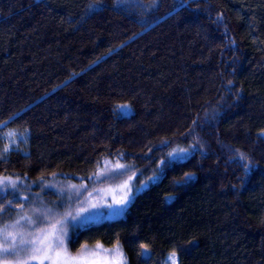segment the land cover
I'll use <instances>...</instances> for the list:
<instances>
[{"label": "trees", "instance_id": "1", "mask_svg": "<svg viewBox=\"0 0 264 264\" xmlns=\"http://www.w3.org/2000/svg\"><path fill=\"white\" fill-rule=\"evenodd\" d=\"M107 160L141 176L73 255L264 264V0H0V177L94 190ZM23 195L0 191V227Z\"/></svg>", "mask_w": 264, "mask_h": 264}, {"label": "rangeland", "instance_id": "2", "mask_svg": "<svg viewBox=\"0 0 264 264\" xmlns=\"http://www.w3.org/2000/svg\"><path fill=\"white\" fill-rule=\"evenodd\" d=\"M6 135L10 149L18 146L26 137L15 130H7ZM188 153L189 151L185 149L177 148L172 151L169 158L184 160L190 157L191 153L184 157ZM121 165L123 167H120ZM140 176L141 173L131 165L107 160L95 177L100 186L94 190H90L86 184L59 178L28 183L23 179L0 177V189H13L23 193V198L28 200L30 206L29 209L18 212L17 217L10 223L6 222L0 227V264H24L25 261L33 264L31 262L34 254L33 244L39 245V238L53 231L52 225H56L55 236L50 237L53 247L55 238H62L64 244L58 250L77 258L81 264H125V258L119 248L111 250L102 247L93 250L86 248L81 253L73 255L69 251V243L76 230L111 219L108 216H121L131 199L133 186L137 185ZM9 179L15 184L14 188L7 183ZM125 184L127 187H124ZM52 194L57 195L58 199L57 197L53 199ZM125 196L128 202L122 203ZM62 197L70 202L63 207L64 209H58L56 205L60 203ZM74 204L77 206L75 209ZM72 217L77 219L73 220ZM4 248H8L10 253L14 254H5Z\"/></svg>", "mask_w": 264, "mask_h": 264}, {"label": "snow or ice", "instance_id": "3", "mask_svg": "<svg viewBox=\"0 0 264 264\" xmlns=\"http://www.w3.org/2000/svg\"><path fill=\"white\" fill-rule=\"evenodd\" d=\"M122 2H124V0H118V3H122ZM123 107H127V106H123ZM120 167H123V166L121 165ZM242 167H245L246 171L248 170L247 167L243 164H242ZM191 178L192 177L190 175L187 177V179H191ZM7 183L11 187L13 188L15 187V184H13L10 179L7 181ZM72 187H75V186H72ZM124 187H127V184H125ZM0 191H2V189H0ZM121 202L127 203L128 202L127 196L122 198ZM109 207H111V205H109ZM25 219H28V218L25 217ZM72 219L75 220L77 219V217H72ZM52 228H53L52 232H49L43 237L39 238L40 240L39 245L33 244L34 254L31 257V262H33V264H81L80 260H78L77 258H72L68 256L65 252L58 250L63 247L64 241L62 238L56 237L55 247H53V241L50 239V237L55 236L56 225H52ZM45 241H47V243H45ZM3 252L5 254H14V253H10V250L8 248H4ZM24 264H30V262L25 261Z\"/></svg>", "mask_w": 264, "mask_h": 264}]
</instances>
